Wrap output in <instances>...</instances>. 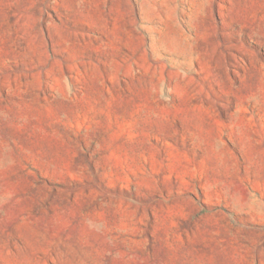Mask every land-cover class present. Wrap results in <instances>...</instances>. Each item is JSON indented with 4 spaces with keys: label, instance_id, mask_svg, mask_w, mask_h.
<instances>
[{
    "label": "rangeland",
    "instance_id": "obj_1",
    "mask_svg": "<svg viewBox=\"0 0 264 264\" xmlns=\"http://www.w3.org/2000/svg\"><path fill=\"white\" fill-rule=\"evenodd\" d=\"M0 264H264V0H0Z\"/></svg>",
    "mask_w": 264,
    "mask_h": 264
}]
</instances>
